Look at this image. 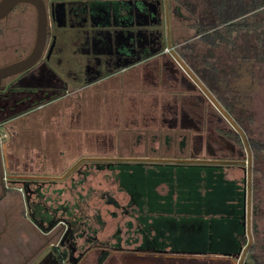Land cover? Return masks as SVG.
Masks as SVG:
<instances>
[{"label":"rangeland","instance_id":"1","mask_svg":"<svg viewBox=\"0 0 264 264\" xmlns=\"http://www.w3.org/2000/svg\"><path fill=\"white\" fill-rule=\"evenodd\" d=\"M159 2L160 31L169 32L178 52L180 44L194 35L190 27L195 21L193 16L203 13L209 0ZM69 56L76 60L66 62L67 67H78L83 62L79 52L76 56L68 51L66 57ZM173 59L167 55L152 57L96 81L67 88L63 94L60 91L62 95L51 92L45 98L46 92H41L37 95L36 108L19 119L16 134L11 135L9 129L0 127V141L8 143L11 166L16 158L20 162L18 168L3 165L1 170V179L7 180L6 192L10 195L0 202V215L5 206L14 212L7 223L12 238L8 251L0 246V264H58L52 246L65 247L68 251L63 264H96L103 247L110 250V255L115 252L112 248L117 232L120 246L131 248L137 244L130 242L137 237L135 228L126 226L127 222L134 223L127 207V195L118 190L111 172L97 170L88 163L91 159L79 162L69 171L82 158L234 161L231 164L239 162V166L226 167V177L236 178L246 186L247 152L222 134L234 127ZM252 70L253 74L238 78L236 84L239 89H245L248 82L252 84L244 115H251L250 134L259 138L264 131V68ZM22 74L28 75L27 85L35 88L34 91H38L37 87L58 86V79L40 60ZM21 75L14 76L9 86L20 85ZM41 99L43 106L37 108ZM23 153L28 163H21ZM249 163L251 169L256 163V170L250 175L248 230L249 247L253 245V248L247 249L241 264H264V158L253 163L250 157ZM32 178L49 180L40 188V195H33L31 203L39 202L52 215V220H57L40 224L42 228L53 224L47 230L35 226L29 215L25 187L20 182ZM108 198L114 199L118 206L108 204ZM74 220L80 226L72 225L74 231L69 235L68 224ZM230 231V225L222 226L211 239L205 233L200 237L192 232L184 233V249L233 251L235 244L226 242ZM22 253L29 257L27 261H23ZM110 255L104 264H149L133 257L117 260ZM154 264H239V259L175 255Z\"/></svg>","mask_w":264,"mask_h":264},{"label":"trees","instance_id":"2","mask_svg":"<svg viewBox=\"0 0 264 264\" xmlns=\"http://www.w3.org/2000/svg\"><path fill=\"white\" fill-rule=\"evenodd\" d=\"M213 1L214 4H210L209 0L203 13L193 16L195 21L190 27L194 29V35L180 44L178 52L176 45L171 41L170 44L233 118L243 132L253 163L258 162L264 158V131L261 137H252L249 126L252 117L250 114L244 115L249 106L245 105V100L252 84L248 82L245 89H239L236 80L247 73L253 74V67L264 68V0ZM143 12L141 10L140 15ZM143 14L147 15V12ZM222 134L246 150L235 128L222 131ZM223 162L90 160L88 163L97 170L111 172L118 190L128 197L127 207L134 219V223L127 222L126 226L135 228L137 237L130 242L137 244L131 248L120 246L121 237L117 232L112 249L229 257L239 255L248 243L245 187L240 180L227 178L225 173L226 167L239 166V162ZM255 165L251 173L255 172ZM48 181L32 178L20 182L25 187L29 215L36 224L57 222L39 202L31 204L33 195H40V188ZM106 202L118 206L112 198L106 199ZM62 208L59 206V209ZM71 223L68 224L69 235L74 231L72 225L77 223L80 226L77 220ZM228 225L231 231L226 242L235 244L233 251L184 249V233L192 232L193 236L199 237L205 233L211 239L222 226ZM94 242L100 245L104 243ZM248 248L252 249L253 245ZM51 249L58 264H63L68 256L66 248L52 246ZM109 255L110 250L103 247L96 257V264H104Z\"/></svg>","mask_w":264,"mask_h":264},{"label":"flooded vegetation","instance_id":"3","mask_svg":"<svg viewBox=\"0 0 264 264\" xmlns=\"http://www.w3.org/2000/svg\"><path fill=\"white\" fill-rule=\"evenodd\" d=\"M42 2L47 10L49 26L46 45L39 60L58 79V86L43 89L37 87L38 91L31 88L34 101L39 98L37 95L39 96L41 92H46L47 98L51 92L62 95L67 88L96 81L108 73L122 69L125 63L138 62L146 58L151 51L163 45L160 18L157 14L159 0H151V3L144 0H42ZM140 10L144 12L154 10L157 17H152L149 12L147 15L143 14L144 12L140 15ZM106 12L109 13L108 17L105 15ZM36 16V9L32 3H17L0 19V35L12 32L9 22L27 20L29 17L36 21ZM70 46L73 47L72 50H69ZM68 51L76 56L79 52L83 58L78 67L73 65L70 68L65 65L71 59L76 60L73 56L66 57ZM6 64L9 63L0 66ZM13 79L14 76L7 77L0 85L8 88ZM10 212L14 210L6 208L0 215L2 217L0 246L7 251L8 242L12 238V234L6 231L7 223L12 216ZM47 242L50 241L44 242L41 247ZM21 255L23 261L29 258L23 253Z\"/></svg>","mask_w":264,"mask_h":264},{"label":"crops","instance_id":"4","mask_svg":"<svg viewBox=\"0 0 264 264\" xmlns=\"http://www.w3.org/2000/svg\"><path fill=\"white\" fill-rule=\"evenodd\" d=\"M144 1H148V3H151V0H144ZM147 12H149V14L152 17H157V14L159 15L160 13V9L158 8L157 14L154 10H150V11L147 10ZM105 15L106 17H108L109 13L106 12ZM8 24L12 28V32H9L6 35H0V64L12 63L14 61H17L25 57L32 49V46L35 40V32H36L35 19L29 17L27 18V20L12 21V22H9ZM161 33L160 34L163 37V43H162L163 47L161 46L151 51L150 54L146 58L138 62L135 61L132 64L131 62L125 63L123 65V68L119 70H125L140 62H147L152 57H156V56L164 57L165 55H167L169 57H172L173 59V55H175L174 49L172 50L171 54L165 53L163 51L165 47H169V46L172 47V45L170 44L169 32L165 31L164 33L161 31ZM21 76L23 78H22V82H19L20 85H15L11 87L9 86L7 89L9 91H5L6 90L5 89L4 91L0 92V122L4 123V127L6 128V130L9 129V132L11 133V135L16 134L17 131L19 130L18 129L19 119H21V117H23L24 115H27L34 108H36L35 104H37V102L39 101V100L34 101L33 92L30 86L27 85L28 75L22 74ZM8 92L10 93L5 94ZM40 102L41 103L37 105V108L40 106H43L42 103L44 101L42 102L41 100ZM7 147H9L7 142L4 143L0 141V202L4 199H8L7 196L10 195L9 193L6 192V188L8 186L5 185L3 180L1 179L2 177L1 170L3 169V165L5 166V168L8 167L9 169H13V168L15 169V168H18V165H19L18 163H20L18 159L16 158L15 162H13L14 163L13 167L11 166L12 162L9 161V157L12 158V156L9 153V151H7ZM25 162L28 163L27 158L25 154L23 153V160L21 161V163L24 164ZM29 162L30 164L32 163L31 155L29 158ZM9 163H10V166H8ZM7 207L8 206H5L1 208V210H5ZM12 213L13 212H10V215H12ZM11 232L12 231L10 229L7 230V233H11ZM139 240H140V237H139ZM111 255L112 257L113 256L117 257V260L121 258L123 259L125 257H133L135 259L144 260L146 261V263L154 264V263H158L159 261H161V259L167 260V258H170L171 256H175V255H203V254H176V253H159V252H140V251L130 252L129 250L128 251L124 250V251H115ZM214 256H222V255H214ZM223 257H228V256H223ZM229 258L232 259L233 257H229Z\"/></svg>","mask_w":264,"mask_h":264},{"label":"water","instance_id":"5","mask_svg":"<svg viewBox=\"0 0 264 264\" xmlns=\"http://www.w3.org/2000/svg\"><path fill=\"white\" fill-rule=\"evenodd\" d=\"M19 2H29L32 3V5L36 9V32H35V40L32 46V49L30 52L23 58L14 61L12 63L0 66V83L3 79L10 77V76H16L19 74L24 73L26 70L33 67L41 58L43 55V51L46 45L47 40V34H48V18H47V10L45 7V4H43L42 0H0V19L3 18L17 3ZM174 60L181 65V68L183 71L192 79V81L198 86L200 90L203 91V93L206 95L207 98L210 99L211 103L220 111V113L229 121L231 122L232 126L237 130L245 144L246 152H247V159L248 164L246 168V186H245V196H246V216H245V225H246V232L248 236V230H249V207H250V175H251V166H250V151L248 146L246 145L245 137L243 135V132L237 127V125L234 123V121L230 118V116L227 114V112L221 107V105L217 102V100L209 93V91L202 85V83L198 80V78L191 72V70L181 62L180 58L178 57L177 53L175 52V55H173ZM182 63V64H181ZM6 89V90H5ZM8 88H5L4 85H0V92L2 91H9ZM100 160L103 158H82L78 162H76L72 168L69 170L71 171L79 162L84 160ZM129 158H118L116 160H128ZM145 160V161H202V162H215L217 160H192V159H182V160H175V159H150V158H131L129 160ZM68 171V172H69ZM33 224L37 226L38 228H42L40 224L34 223ZM53 225V224H52ZM52 225H49V228L52 227ZM49 228H42L44 230H47ZM251 242L250 237L248 236V243L243 248L242 252L237 255V258L239 259V264L242 263V260L245 256V253L247 251V248Z\"/></svg>","mask_w":264,"mask_h":264},{"label":"built area","instance_id":"6","mask_svg":"<svg viewBox=\"0 0 264 264\" xmlns=\"http://www.w3.org/2000/svg\"><path fill=\"white\" fill-rule=\"evenodd\" d=\"M173 49H174L173 47L169 46V47H165L163 51H164L165 53L171 54V52H172ZM1 126H4V123H3V122H0V127H1ZM0 132H1V130H0ZM2 180H3L4 184L7 185L8 182H7V180L5 179V177H3Z\"/></svg>","mask_w":264,"mask_h":264}]
</instances>
